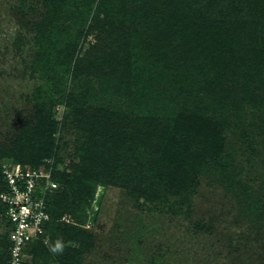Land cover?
Here are the masks:
<instances>
[{
	"label": "rangeland",
	"instance_id": "obj_1",
	"mask_svg": "<svg viewBox=\"0 0 264 264\" xmlns=\"http://www.w3.org/2000/svg\"><path fill=\"white\" fill-rule=\"evenodd\" d=\"M170 2L0 0V146L19 134L30 147L50 142L58 157L41 166L62 173L79 163L93 128L76 121L106 119L91 151L109 157L122 179L96 185L82 226L96 243L76 264H264V68L250 57L264 54V38L240 34L257 21L251 3L241 9L245 0H175L169 19L182 21L180 51L197 26L200 41L209 31L221 39L203 13L224 7L235 14L222 26L243 35L234 47L247 68L221 81L208 53L178 60L180 51L167 68L152 58L149 30L164 25ZM37 108L57 136L38 129ZM114 125L135 131L119 156L109 142ZM7 239L0 216V264Z\"/></svg>",
	"mask_w": 264,
	"mask_h": 264
},
{
	"label": "trees",
	"instance_id": "obj_2",
	"mask_svg": "<svg viewBox=\"0 0 264 264\" xmlns=\"http://www.w3.org/2000/svg\"><path fill=\"white\" fill-rule=\"evenodd\" d=\"M193 1L195 2V6L199 7L198 0ZM250 3L251 6L249 9H251L254 14L253 17L257 19V21L254 23L255 26L253 27V30L249 29L245 24L244 27L241 28L240 34L247 33L248 40L250 35L251 37L254 36L256 39H262L264 38V22H262L261 19L264 16V0H245L241 9H244ZM174 5L175 0H171L168 6L170 10H166L165 15L162 14L164 25L162 26V24L157 23L158 25H156V27L151 28V31L149 30L151 37L149 41L156 44L157 48V50L153 52L152 58H154L158 64L162 63L167 68L170 67V63L168 62L171 57L170 55L176 56L178 51H180L181 46V32L176 29L181 28L182 21L177 18L174 22H171L169 19V16L171 15L176 18L171 11V8ZM181 9L182 8L179 9V16L182 19L180 13ZM183 11L185 13V8H183ZM234 14V11L231 13L224 7L216 14H213L212 12L203 13L204 17L207 18L206 22L208 26L215 31L218 30L221 39H217L216 37L215 40L214 35L209 31L207 39L200 41L203 36L201 27L200 29H198V26L194 30L190 29L193 34L189 37V44L187 43L188 52L184 53L183 51H180L182 53L178 54V60H180V58L185 59L184 55H193L194 57L197 55L208 56L209 54V57L215 60L213 62L214 66H216L217 70L222 74V77L219 79L221 81L225 80V75L227 73L229 76L232 74V76L236 77L239 73H242L243 70H246L247 65L246 61H244V56L246 55H240L242 49L238 47L235 49L234 47L235 41L243 35H240L236 29H226L222 26L227 20L229 21L232 18L231 15ZM186 16L187 14H185V17ZM198 18L199 17L195 18V25H197ZM219 20L220 22H218ZM186 35L187 31L184 38H186ZM219 43H221V45ZM236 53L239 55V58L237 59L234 58ZM250 57L254 62H260L264 68L263 53L260 52L256 54V57L250 55ZM179 65H181L180 62ZM79 67L80 63H75V71H77ZM66 97L68 101H72V99L74 100L73 95L70 93L67 94ZM69 107H72L71 103L69 104ZM32 120L33 122L36 121L39 123L38 129L43 130L46 138L49 139L53 136H57L58 132L54 130L56 125L55 121H52L49 117L43 116L42 112L39 111V108L35 110ZM91 120H93V123L79 120L76 121L80 124L82 129H87L89 126L93 127L92 129H87L90 132L84 137L86 143L78 150V155L82 157L79 163L74 164L71 169L67 168L66 171L62 173L59 171L54 172L52 168L47 167L48 169H52L53 179L60 185L56 191L49 193L47 196V211L52 217V220L47 225L45 238L48 239V243H50L51 246L49 247L48 243H45V239L33 241L28 246L26 252L28 258L32 257L31 264H76V261L82 257L83 252L89 250V248L96 243L94 233L85 230V228L82 227L88 222L89 215L86 211L91 208L93 191L96 185L99 184L106 185L111 184L112 182L113 184H117L122 177L118 175L119 170L115 171L113 163H109V157L99 156L96 158L99 151L96 154L92 153L91 150L94 149H92V147L98 145L96 132L98 133V130L101 129L100 126H102V123H104L106 119L101 115L97 116V119ZM26 123L27 122H25V124ZM113 127L115 129L112 130V136L109 139L111 153L115 156H119L123 148L134 141L135 131L132 129H130L131 131L124 130L123 127L115 125ZM55 140L60 141L61 139L59 137L54 138L53 142ZM30 146L31 144L28 137L21 134L17 135L11 145L3 143L0 146V194L4 191L3 164L6 162L4 161L5 158H9V160L5 159L7 162L11 161L15 164L17 163L36 168L40 167L47 159L54 157L57 158L60 149L59 146L52 148L50 142H39V146ZM90 152L91 154H89ZM140 159L142 160V157ZM143 161L147 164L145 167H142V170L148 171V168L151 169V166L148 164L150 160H147V157L143 156ZM99 177L100 179H98ZM107 180H111V182L107 183ZM5 212L6 207L0 201V216L6 221ZM65 216H70L75 225L64 223L62 219ZM6 227L8 239L5 243L6 253L4 254V257L6 261L5 264H9L11 258V243L7 221ZM58 242L63 245V250L53 252L52 249ZM73 243L79 244V249L73 248ZM28 262L29 259L26 260L25 264H29Z\"/></svg>",
	"mask_w": 264,
	"mask_h": 264
},
{
	"label": "built area",
	"instance_id": "obj_3",
	"mask_svg": "<svg viewBox=\"0 0 264 264\" xmlns=\"http://www.w3.org/2000/svg\"><path fill=\"white\" fill-rule=\"evenodd\" d=\"M4 191L0 201L6 207L9 225L11 258L9 264H25L28 246L45 238L52 217L47 211V196L60 185L53 179L52 169L5 162L3 165ZM62 221H69L63 217Z\"/></svg>",
	"mask_w": 264,
	"mask_h": 264
},
{
	"label": "clouds",
	"instance_id": "obj_4",
	"mask_svg": "<svg viewBox=\"0 0 264 264\" xmlns=\"http://www.w3.org/2000/svg\"><path fill=\"white\" fill-rule=\"evenodd\" d=\"M63 250V245L61 243H57L55 247L52 249L53 252H59Z\"/></svg>",
	"mask_w": 264,
	"mask_h": 264
},
{
	"label": "bare ground",
	"instance_id": "obj_5",
	"mask_svg": "<svg viewBox=\"0 0 264 264\" xmlns=\"http://www.w3.org/2000/svg\"><path fill=\"white\" fill-rule=\"evenodd\" d=\"M99 194H101V192H99ZM104 194V193H103ZM103 196V195H102ZM98 197V196H97ZM104 197V196H103ZM100 199V198H99ZM95 202V201H94ZM95 204V203H94ZM96 205H97V203H96ZM100 205V204H99ZM100 208V207H99ZM96 217V216H95Z\"/></svg>",
	"mask_w": 264,
	"mask_h": 264
},
{
	"label": "water",
	"instance_id": "obj_6",
	"mask_svg": "<svg viewBox=\"0 0 264 264\" xmlns=\"http://www.w3.org/2000/svg\"><path fill=\"white\" fill-rule=\"evenodd\" d=\"M96 203H97V205H99V203H100V200H98Z\"/></svg>",
	"mask_w": 264,
	"mask_h": 264
}]
</instances>
